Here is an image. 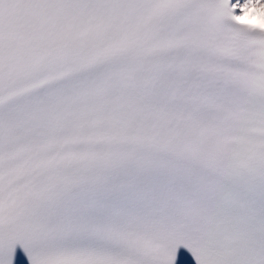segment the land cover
Returning <instances> with one entry per match:
<instances>
[{"label": "snow or ice", "instance_id": "snow-or-ice-1", "mask_svg": "<svg viewBox=\"0 0 264 264\" xmlns=\"http://www.w3.org/2000/svg\"><path fill=\"white\" fill-rule=\"evenodd\" d=\"M0 264H264V0H0Z\"/></svg>", "mask_w": 264, "mask_h": 264}]
</instances>
